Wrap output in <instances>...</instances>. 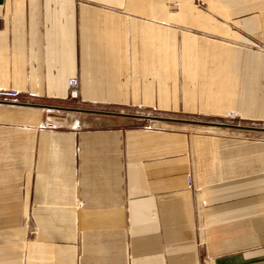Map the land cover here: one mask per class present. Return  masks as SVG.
I'll list each match as a JSON object with an SVG mask.
<instances>
[{
	"label": "crops",
	"instance_id": "crops-1",
	"mask_svg": "<svg viewBox=\"0 0 264 264\" xmlns=\"http://www.w3.org/2000/svg\"><path fill=\"white\" fill-rule=\"evenodd\" d=\"M256 44L264 0H0V264H264V139L175 117L263 119Z\"/></svg>",
	"mask_w": 264,
	"mask_h": 264
},
{
	"label": "rangeland",
	"instance_id": "rangeland-1",
	"mask_svg": "<svg viewBox=\"0 0 264 264\" xmlns=\"http://www.w3.org/2000/svg\"><path fill=\"white\" fill-rule=\"evenodd\" d=\"M200 6H202L203 4L198 3ZM256 49L258 52L263 53L264 54V46L262 44H256ZM66 102H68L65 106L68 108H72V109H80L82 108V102H76L73 100H68L65 99ZM264 101V100H262ZM64 106V105H63ZM140 111L143 112V110L140 109H128L124 112L128 113V114H138ZM227 111H234L237 112V117H235L234 119H228L225 118V113ZM64 113V112H63ZM68 113H73V112H69ZM62 117V116H61ZM176 118L182 119V120H187V121H194V120H204L205 121V125L204 128H200V127H192L190 126L189 128L192 129H197L199 128L200 130L204 131V133H214V132H223L226 130H223V128H227V127H216V125L222 124V126L226 125V126H231L232 128H230L231 132L226 131L227 133H233V135H236V137H249V138H261L264 139V118L263 119H254V120H248V119H244L240 116V114L238 113V111L233 110V109H228L226 110L223 115L220 116H183V115H178L175 116ZM216 124V125H213ZM244 126V127H243Z\"/></svg>",
	"mask_w": 264,
	"mask_h": 264
},
{
	"label": "built area",
	"instance_id": "built-area-1",
	"mask_svg": "<svg viewBox=\"0 0 264 264\" xmlns=\"http://www.w3.org/2000/svg\"><path fill=\"white\" fill-rule=\"evenodd\" d=\"M67 86V95L66 99L80 102L78 96V79L75 76L69 77L66 81ZM32 94L29 92H22L13 88H0V103L8 104H20V105H29L31 102ZM62 115L57 114V112L46 113L42 120L38 122L36 128L38 129H57L62 126L60 118ZM237 112L227 111L225 113V118L234 119L237 117ZM147 128L151 126L147 125ZM185 188L187 190H192V178L190 174L185 176Z\"/></svg>",
	"mask_w": 264,
	"mask_h": 264
}]
</instances>
